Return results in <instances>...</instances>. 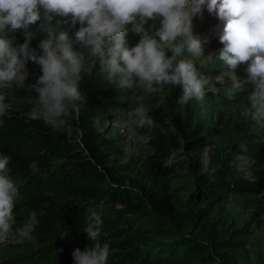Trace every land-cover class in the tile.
<instances>
[{
    "label": "trees",
    "instance_id": "obj_1",
    "mask_svg": "<svg viewBox=\"0 0 264 264\" xmlns=\"http://www.w3.org/2000/svg\"><path fill=\"white\" fill-rule=\"evenodd\" d=\"M27 62L42 75L40 66ZM82 77L78 117L65 126L73 134L64 128L53 132L42 120L12 110L0 117V155L11 157L10 175L19 185L14 208L21 225L32 211L37 213L33 239L25 241L35 248L32 263L74 264V250L91 243L84 228L95 213L103 222L101 243L110 246L107 264H240L235 251L246 231L233 229L219 206L227 194L256 193L264 180L249 184L236 176L229 155L214 156L215 174L197 175L201 193L182 190L172 181L174 167L154 156L128 158L101 134L98 123L109 119L118 100L99 75L86 72ZM165 107L151 109L154 123L141 129L152 136L156 154L166 159L183 143L203 149L182 106L168 100ZM33 161L37 173L29 167Z\"/></svg>",
    "mask_w": 264,
    "mask_h": 264
},
{
    "label": "clouds",
    "instance_id": "obj_2",
    "mask_svg": "<svg viewBox=\"0 0 264 264\" xmlns=\"http://www.w3.org/2000/svg\"><path fill=\"white\" fill-rule=\"evenodd\" d=\"M206 3L208 12L223 22L222 30L219 26L214 29L223 45L216 59L231 70L247 65L246 79L228 71V81L221 73L216 82L227 85L229 100L246 94L249 107L242 115L259 124L264 121V0H0V88H24L26 62L40 66L42 75L28 86L38 94L28 118L42 120L59 132L78 117L82 74L99 61V71L108 82L131 92L133 106L124 113L128 130L150 128L154 121L145 101L164 86L181 89L177 101L181 106L192 98L203 100L206 94L209 79L197 71L192 59L182 58L185 52L195 58L203 56L201 39L193 32V18L202 15ZM54 19L74 29L72 36L58 31ZM33 25L46 34L38 44L39 52L31 47ZM129 27L142 34L131 49L126 47ZM17 30H23L24 43L14 47L10 34ZM5 101L6 96L0 94V117L9 115ZM10 159L0 155V243L9 240L16 223L19 185L10 175ZM29 167L33 173L39 172L36 161ZM37 224V213L32 211L15 229V242L31 241ZM102 225L95 213L88 217L84 231L91 243L84 250H74V264H107L110 246L101 243Z\"/></svg>",
    "mask_w": 264,
    "mask_h": 264
},
{
    "label": "rangeland",
    "instance_id": "obj_3",
    "mask_svg": "<svg viewBox=\"0 0 264 264\" xmlns=\"http://www.w3.org/2000/svg\"><path fill=\"white\" fill-rule=\"evenodd\" d=\"M57 22V19H54L52 24L57 27L58 31H67L69 36H72L74 29L62 20L59 21V24ZM155 25L160 26L159 22ZM222 28L220 27L221 30ZM78 29L79 24L76 25L75 30ZM32 30L34 38L31 41V47L39 51L38 44L40 40L46 38V34L40 32L36 25L32 26ZM141 35L129 27L126 33V47L131 49L136 46ZM205 35L203 34L205 38L201 40L202 57H191L186 52L182 56L185 59H192L197 71L209 79L203 100L192 98L182 106V115L191 126L190 131H194L205 143V147L200 150L189 149L187 144L183 143L182 147L170 157L161 159L152 148L151 141L153 139L147 131L134 130L130 132L126 126L124 113L133 106L130 90L118 89L114 84L108 82L99 71V61L89 71L99 75L110 86L118 100V105L113 108L109 119L98 123L101 134L119 147L128 158L154 156L166 166L174 167L173 183L182 190H198L199 193L201 190L196 179L197 175L210 176L218 170L217 164L214 163V156L225 158L229 155L236 165V176L249 184L264 180V121L257 124L244 117L242 113L249 107L246 94L239 95L235 100H229L226 93L227 85H221L215 79L217 75L223 73L225 80L228 81L230 75L228 71H234L238 78L246 79L245 68L247 65L241 64L235 70L227 69L221 61L216 59V52L223 47L219 42L218 34L214 32L209 36ZM10 38L13 40L14 47L20 45V41L24 40L23 30H17L14 34H10ZM74 49L79 50V46L74 45ZM167 55L170 56L171 53L168 52ZM26 69L28 77L25 80L24 88H17L15 85L0 88V94L6 96L5 102L9 104V110L28 117L38 95L28 86L36 82L38 73L32 70L28 62H26ZM248 90L251 91L250 85ZM181 94L179 87L164 86L157 93L148 97L145 102L154 111H160L166 109L165 103L168 100L177 102ZM157 104L159 107H156ZM168 118L170 119L169 124L174 128L175 125L172 123L171 117ZM166 124L168 123L166 122ZM64 130L67 134L72 133L69 128L64 127ZM218 212L233 229L246 231L243 238L238 239L241 243L235 251L240 264H264V187L258 188L256 193L227 194L219 206ZM14 215L16 223L13 226V235L7 242L0 243V264L10 262L33 264L29 257L32 256L35 248H31L30 244L26 242H15V229L22 225L21 214L15 208Z\"/></svg>",
    "mask_w": 264,
    "mask_h": 264
},
{
    "label": "bare ground",
    "instance_id": "obj_4",
    "mask_svg": "<svg viewBox=\"0 0 264 264\" xmlns=\"http://www.w3.org/2000/svg\"><path fill=\"white\" fill-rule=\"evenodd\" d=\"M159 21H156L157 23ZM153 23L149 21V24ZM219 26L223 27V22L218 19L215 13H209L207 10V3L202 8V15L198 14L193 18V32L194 35L198 37H202L203 34H207L208 36L211 33H214V29ZM147 27V25H146ZM158 28V26H156ZM206 36V35H205ZM205 38L204 36L200 38L201 40Z\"/></svg>",
    "mask_w": 264,
    "mask_h": 264
}]
</instances>
